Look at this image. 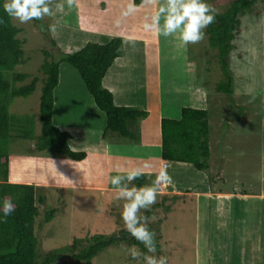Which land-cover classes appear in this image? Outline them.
<instances>
[{"label":"rangeland","instance_id":"rangeland-1","mask_svg":"<svg viewBox=\"0 0 264 264\" xmlns=\"http://www.w3.org/2000/svg\"><path fill=\"white\" fill-rule=\"evenodd\" d=\"M78 1L82 4L81 10L79 6V9L77 7ZM89 1L73 0L72 7H68L67 0H52V15L43 18V26L51 30V27L56 26L54 20L58 19L60 20L58 25L61 26L62 22L66 24V26H62V32L76 28L80 34V31L85 32L87 27L92 24L100 28L101 24L111 26V28H114L113 24H117L118 30L128 32V30L136 29L138 33L144 35L151 32L146 31L143 27L145 22H150V19L146 21V18H150L163 2V0H146L136 12L124 16L122 13L128 6L127 0H114V2H112L113 0H93V4L100 7L98 9H103L104 12L108 11V15L100 16L94 11L96 9ZM207 2L217 10L218 14L225 13L231 4L230 0H207ZM57 3L64 5L62 11L56 9ZM89 12H92V15L89 16ZM80 13L82 14L80 15ZM257 13H261L260 18L255 17ZM240 19L241 34L234 42L235 48L229 53L228 72L227 69H222L218 50L211 47L206 29H204L205 38L202 41L186 46L180 44L178 35L167 38L158 36L156 46L160 62H157L159 64L157 69H155L157 63L148 69L149 85L153 86L156 82L163 83V92L168 93L172 87L182 84L186 60L194 62L192 68L197 67L196 71L194 70L196 76L194 77L191 73L188 83L189 87L196 83L200 87L199 90L204 92L208 99V104L205 106H208L211 144L217 146L216 149H218V161L217 163L210 162L212 166L208 174L215 179L213 186L215 190L219 191L227 190L230 187L248 191L256 189V185L259 186L260 183L257 178L254 180V177H250L255 174L251 166H248L246 170L244 168L250 162L254 165L257 164L255 157L260 158L259 151L261 148L264 150V7L261 1H258L257 6L251 12L242 15ZM13 22L17 28L22 30L18 38L24 41V62L14 70L5 72L4 77L7 81L12 82L14 74L28 75L26 80L15 84L17 88L29 85L34 77H38L40 82L31 96L15 98L9 108V113L20 119L33 117L34 130L36 135H39L41 133L39 107L42 80L45 79L40 72L44 60L42 50L55 53L56 49L53 48L51 40L54 38L52 34L51 38L47 37L45 31L40 29V26H36L33 21L20 23L13 19ZM125 22L128 24L123 26ZM154 45L153 43L151 46ZM144 51L143 47L134 59H137ZM153 53L154 50L150 47L146 58ZM63 65L68 67L69 71L63 68L56 98L57 100L61 99L59 94H62L64 88L66 94L73 93L74 96L82 99V102L71 104V108H68V115L65 117V120L76 125L70 131L74 134V140L80 141V138L87 135L85 130L79 128L81 125L79 123L87 122L81 126L93 124L89 109L92 106L94 108L95 104L93 99L85 98L86 95L87 97L92 96L87 91L78 71L69 64L63 63ZM228 75L232 79L231 88L234 91L232 95L218 90L221 83L227 82L225 77ZM155 92V89H152L151 95L156 98ZM94 117L96 118L95 115ZM89 139L91 140V137ZM13 142L10 147L11 158L20 155L35 157L31 154L34 151V142L19 140V137ZM213 157H215L214 151L210 161ZM93 164L91 168L96 172L98 181L100 172H102L101 174L107 173L105 179H110V172L116 173L117 162L114 160L108 162L105 159H98L93 160ZM41 166L43 167H40V164L26 163V160L20 157L12 158L10 182L22 185L32 183L36 184L35 186L38 185L37 187H42L37 190V196H44L46 202L45 205H39L41 215L37 218L35 225V234L39 239L38 252L42 256L65 249L71 246L75 240L91 241L96 237L112 236L125 229L121 219L123 202L115 199V191H112L110 195L107 193V197L98 191L83 192L75 187L79 185V180L75 179L73 174L64 171L63 176L53 175L54 172L50 175V168ZM216 168L217 170H215ZM215 172L221 173V176L216 177ZM233 175L237 176V180ZM97 180L94 179V185H99ZM257 181L258 183H256ZM149 182L152 183L153 179L150 178ZM109 183L111 184L110 181ZM166 205V208L161 207L157 210H153L154 208L151 206L148 211L143 213L147 215L153 210L154 219L151 220L149 227L155 231V238L159 237L157 239L159 245L157 254L166 256L168 264H201L200 256L205 255L204 249L197 250L198 258L194 252L196 229L201 225V215L195 213L194 204L188 200H174ZM51 209H55L56 213L54 219L47 223L45 212ZM163 220L164 223H162ZM258 227L257 225L256 229ZM260 235L264 236V227L255 231V236L253 234L251 238L257 253L252 252L251 256L254 260L262 262L264 261V244L259 240L263 239L264 241V237L262 238ZM235 241L238 246H242L244 243L248 245L249 242L245 236H238ZM255 243L260 244L257 246ZM261 246L263 247L261 248ZM127 247L128 245L124 244L108 248L95 257L92 264H137V261L132 260L128 255ZM243 259L244 257L241 255L242 263ZM57 264H76V261L73 258H68ZM223 264H228V262L224 260Z\"/></svg>","mask_w":264,"mask_h":264},{"label":"trees","instance_id":"trees-1","mask_svg":"<svg viewBox=\"0 0 264 264\" xmlns=\"http://www.w3.org/2000/svg\"><path fill=\"white\" fill-rule=\"evenodd\" d=\"M145 1L133 0V4L139 7ZM230 1L231 4L226 12L218 14L215 22L206 28L208 41L211 47L218 50L222 69H227V72L229 53L235 48L234 42L241 34L240 17L246 12H251L258 1H261L264 7V0ZM3 3L4 0H0V19L4 21L0 24V201H12L15 207L12 214L0 222V264H57L68 258H73L76 264H92L94 258L104 250L124 244L128 246L135 244L142 251H146L142 244L123 230L112 236L96 237L91 241L75 240L71 246L50 252L45 256L38 252L39 239L35 234V225L37 218L41 215L39 205H45L46 198L37 196V190L42 187L34 184H14L9 181L12 153L10 147L14 139L19 137V140L35 143L32 156L73 162H82L86 159L85 152H76L71 149L69 144L71 135L53 124L54 92L60 82V66L66 63L78 71L87 91L94 98L96 106L106 115L107 124L102 136L105 141L140 144V123L149 114L139 107L116 106L113 94L103 86V80L109 69L124 55L122 38H112L106 44L89 42L79 51L72 54L66 53L51 38V30L43 26L42 19L33 20V22L45 31L47 37L51 38L56 52L42 50L44 60L40 72L45 79L42 80L39 107L41 133L36 135L33 117L20 119L11 116L9 108L13 100L31 96L40 79L34 77L29 85L17 88L15 84L26 80L28 75L14 74L12 82L4 77L5 72L14 70L24 62L25 53L24 41L18 38L22 30L17 28L13 24V19L4 12ZM260 15L261 13H257L255 17L260 18ZM225 78L227 82L221 83L218 90L232 95V79L229 75ZM161 134L163 161L191 164L198 171L206 173L213 192L215 179L208 174L211 167L208 110L182 109L180 120H162ZM133 183H136L137 187L152 184L143 175ZM153 210L146 216L153 217ZM55 213V209L46 211L45 221L48 223L53 220ZM149 228L155 233L153 228ZM155 240L158 249L157 239Z\"/></svg>","mask_w":264,"mask_h":264},{"label":"crops","instance_id":"crops-1","mask_svg":"<svg viewBox=\"0 0 264 264\" xmlns=\"http://www.w3.org/2000/svg\"><path fill=\"white\" fill-rule=\"evenodd\" d=\"M127 2L128 4H133V0H127ZM89 3L96 9L94 11L100 14V16L108 15V11L104 12L103 9H98L100 7L93 4V0H90ZM78 6L81 10V2ZM90 15H92V12H89ZM54 21L56 22V26H54L55 32L51 30V34L60 49L66 53L72 54L79 51L89 42L106 44L112 38L120 37L123 39L124 55L117 59L109 69L103 80V86L113 94L116 106L139 107L149 114L140 123L141 142L138 145H130L121 142L105 141L102 136L107 124L106 115L98 109L94 98L87 97V95L85 98L93 99L95 104L94 108L92 106L89 109V115L93 120V124L90 125L89 123L81 126L87 123L81 121L79 128L85 130L87 136L80 138V141H75L74 134L70 130L76 127V125L65 120V117L68 115V108H71V104L74 102H82V99L74 96L73 93L66 94L63 88L62 94H59L61 99L57 100L56 93L59 88L58 86L54 92L53 124L61 131H66L71 135L72 138L69 141L71 149L76 152H85L87 155L86 159L82 162H73L61 159H50L42 156L31 157L20 155L12 158L20 157L26 160V163L33 165L40 164V167H43L41 165L49 167L50 175L54 172L53 175L63 176L64 171H68L69 174H73L75 179L79 180V185L75 186L79 190L83 192L98 191L105 195L107 193L110 195L115 189L109 183L110 179H105L107 173L101 174L102 172H100L99 181L97 180L96 172L91 168L94 165L93 160L105 159L108 162L112 160L117 162L116 173L110 172L111 177L115 175H126L128 171L138 168L142 170V175L148 181L150 178L154 181L161 170H165L168 176L171 177L172 182L167 183L164 181L159 185L160 191L157 202L152 207L156 208V210L161 207L166 208V204L174 200H188L194 204L195 213L201 215V225L196 229V241L194 242V252H196L197 258L199 254L197 250L204 249L205 251V255L200 256L202 260L201 264H223L224 260L228 264H264V261L254 260L251 256L252 252L256 253L251 238L253 234L255 236V231L259 230L260 227H264V217H262L264 214V150L262 148L260 149V158L255 157L257 164H251L249 161V165L244 168L246 170L248 166H251L256 177L254 175L250 177H254V180L256 178L258 181L260 180L259 186L256 185V189L248 191L238 190L237 187H230L224 191L214 190L212 192L206 173L198 171L191 164L165 162L162 159V120H180L182 109L184 108L208 109V106H205V104H208V99H206L204 92L199 90L200 87L196 83H193L189 87L188 79L191 76L190 74L192 73L194 77L196 76V74L194 75V70L196 71L197 67L192 68L194 62L186 60L182 84L174 88L172 87L168 93H164L163 83L156 82L153 86L149 85L150 76L148 69L153 64L160 62L157 56L158 47L156 46L158 36L154 32L141 35L142 33H138L136 29L128 30V32L118 30L116 28L117 24H113L114 28L102 24L100 28L92 24L87 27L85 32L80 31L79 34L76 28L62 32V26H66V24L62 22L60 26L58 25L60 20L57 19ZM127 24L128 22H125L123 26ZM54 35L57 36L55 37ZM128 43L129 45H127ZM153 43L155 45L151 46ZM143 47L145 51L137 59H134L135 56L139 55ZM150 47L153 48L154 53L148 55L146 58ZM158 65L157 63L155 69H157ZM63 68L69 71V68L62 64L60 67V79ZM152 89L156 91V98L151 95ZM88 137H91L93 141ZM209 138L211 156L213 151L215 156L210 162L217 163L218 149H216L217 146L211 144V137L209 136ZM12 158L10 157V164ZM33 158H35V161H33ZM233 170L235 171V169ZM215 173L216 177L221 176V173ZM40 175H42L41 172ZM236 177L234 178L237 180ZM94 179L99 182V185H94ZM132 184L136 186V183ZM162 223H164V220ZM257 225L259 227L256 229ZM123 230L126 229H122L121 231ZM238 236H245L249 240L248 245L244 243L242 246H238L235 241V238ZM260 236L262 238L264 237L262 235ZM158 238L156 237V239ZM259 241L264 244L263 239ZM259 244L257 243L256 245L259 246ZM241 255L244 257L243 263L240 261Z\"/></svg>","mask_w":264,"mask_h":264},{"label":"clouds","instance_id":"clouds-1","mask_svg":"<svg viewBox=\"0 0 264 264\" xmlns=\"http://www.w3.org/2000/svg\"><path fill=\"white\" fill-rule=\"evenodd\" d=\"M52 0H4L3 10L10 19L20 23L42 20L52 15ZM68 7H72L73 0H67ZM62 3L56 4V9L63 10ZM138 10V6L129 3L124 16L131 15ZM218 12L207 0H163L155 13L146 18L143 27L146 31L154 32L164 38L178 35L182 45L197 44L205 38L204 29L216 20ZM0 19V24H3ZM55 31V27H52ZM141 169H132L126 175H115L110 178L111 185L116 192L115 199L122 201L121 219L124 228L146 251H141L137 245L128 246L126 251L137 264H168V258L157 254L155 233L149 224L153 218L143 213L157 202L159 185L166 181L171 183V177L165 170H161L156 180L150 185L140 187L132 184L142 175ZM12 201H0V222H3L14 211Z\"/></svg>","mask_w":264,"mask_h":264}]
</instances>
